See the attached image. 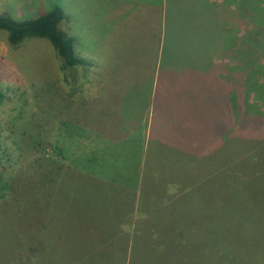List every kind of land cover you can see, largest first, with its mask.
<instances>
[{
    "label": "trees",
    "instance_id": "trees-1",
    "mask_svg": "<svg viewBox=\"0 0 264 264\" xmlns=\"http://www.w3.org/2000/svg\"><path fill=\"white\" fill-rule=\"evenodd\" d=\"M146 1L139 2L132 15V91L124 89L132 98L128 111L116 100L121 97L117 89L112 94L118 97L95 104L101 80L93 70L95 78L72 74L63 101L54 105L58 122L66 128L72 125L69 129L81 139L85 132L103 133L119 128L121 122L125 125L115 118L126 119L131 109L132 116L136 112L149 118L146 155L137 179L138 194L142 193L132 213L133 221H129L131 230L125 234L126 264L257 263L264 258V117L252 116L248 96L252 88L261 89L262 83L244 69L208 59V52L223 42V29L214 11L216 2ZM235 1L243 5V0ZM64 19L62 7L53 4L23 19L1 13L0 30L6 32L12 46L27 38L47 40L65 69L84 63L93 66L89 59L85 62L75 53L77 39L61 30ZM142 22L155 24V34L143 33ZM153 50H157L154 61L145 59V52ZM147 82L152 83L151 89L143 92L141 87ZM134 86L142 100L139 108L134 102ZM4 98L0 87V105ZM148 108H153L152 116ZM192 128L205 134L204 139L195 141L201 156L186 165H172L165 153L168 151L170 157L178 153L173 154V145L166 137L175 133L171 138L179 141ZM127 133L119 132L110 139L124 141ZM155 137L161 145L164 142L166 152H152ZM32 169L40 172V164L37 167L34 163ZM45 177L42 172L38 179L43 189ZM18 190L19 179L12 187L13 192ZM22 196L27 199L29 195ZM153 200L156 203L151 208ZM6 237L10 238L8 233ZM25 242L22 238L0 248V264H21L27 250ZM214 244L221 245L218 257L209 250ZM33 257L30 254L27 260ZM225 258L230 260H221ZM99 260L91 264H99Z\"/></svg>",
    "mask_w": 264,
    "mask_h": 264
},
{
    "label": "rangeland",
    "instance_id": "rangeland-1",
    "mask_svg": "<svg viewBox=\"0 0 264 264\" xmlns=\"http://www.w3.org/2000/svg\"><path fill=\"white\" fill-rule=\"evenodd\" d=\"M118 1L0 0V14L23 19L46 11L53 4L60 5L65 15L61 30L77 39L75 53L85 62L94 59L100 65L94 69L101 80L95 104L110 102L113 89L127 102L130 96L125 95L124 85L132 84V23L130 18L122 21L123 15L112 11ZM211 1L219 8L214 11L223 29V42L208 52V59L244 69L251 77L255 75L263 87L251 89L249 112L263 118L264 2L243 0V5L238 6L235 0ZM67 16L73 17L75 24ZM141 25L143 33L155 34V24ZM151 44L148 41V46ZM156 53L157 50L145 52L144 58L154 61ZM87 64L83 69H65L47 40L27 38L12 46L6 32L0 30V87L5 95L0 105V195L5 194L0 197V248L25 238L27 250L21 264H91L96 259H100L99 264H126L125 234L131 230L129 221L142 193L138 194L137 179L146 155L143 153L149 118L135 112L132 122L125 124L132 126V137L124 141L98 138L97 132H85V137L78 139L77 132L69 129L72 125L66 128V124L58 122L54 105L63 101L65 85L72 74L89 76L93 67ZM151 85L147 82L141 89L146 92ZM134 92L139 108L142 100L135 86ZM130 105L122 104L121 108L128 111ZM148 111L151 116L154 114L153 108ZM172 111L176 112L175 107ZM61 114L64 118L65 113ZM124 132L131 130L120 134ZM204 135L192 128L179 141L166 137L173 145V154L178 153L176 157H170L164 142L161 145L155 137L152 152L167 151L172 165H186L201 156L195 141L204 139ZM34 163L37 167L40 164V172L39 168L36 173L32 169ZM42 172L46 190L38 185ZM18 179L19 194L12 191ZM23 194L29 195L27 199ZM155 203L151 202V208ZM220 248L214 244L209 250L218 257ZM30 254L35 257L28 261ZM243 257L246 259L244 254ZM249 263L264 264V258Z\"/></svg>",
    "mask_w": 264,
    "mask_h": 264
},
{
    "label": "crops",
    "instance_id": "crops-1",
    "mask_svg": "<svg viewBox=\"0 0 264 264\" xmlns=\"http://www.w3.org/2000/svg\"><path fill=\"white\" fill-rule=\"evenodd\" d=\"M141 1H145V0H119L118 3H117L118 6H116V7L114 6V8H112V11H114V13L118 14L119 16H122L123 15V18H121L122 21H125V20H127V19L130 18L131 19L130 22L132 23V15L134 14L133 12H135L138 9V5L140 4L139 2H141ZM156 1L157 0H147L146 2H148V3H157ZM124 13L126 14V16L124 15ZM66 18H67L68 21L71 19L72 22H74V24H75V20L73 19V17L67 16ZM90 61L93 63V66L90 65V67H93V69L89 72V74H91V72L96 67H99L100 66V65H98L97 61L94 62V59H91ZM222 63H226V62H222ZM84 64H81V66H80V67H82V69L84 67ZM226 64H228V63H226ZM95 73H96V71H95ZM124 86H125L124 89H126L127 92L132 91V84H129V85L126 84ZM113 91H115V90H113ZM130 94L132 95V92ZM113 96L114 97H118L116 94H113ZM116 100H118L119 105H122V104H128V105L129 104H132V98H130L129 101H127V102L121 100V97L120 98L119 97L116 98ZM131 111H132V109L129 110V113L128 114H130V115L126 119L125 118H115V120L117 122H119V121H125V122H127L129 120V122L131 123L132 122V114H131ZM118 115H120V113ZM123 125H124V122H121L120 127L117 128V129H115L114 131H110L113 128H111V129H105L103 133H101L100 131H98L95 134V136L98 137V138H111V137H117L118 134H119V132L131 130V132L127 133L126 137H128V136H131L132 137V126L130 124H129L128 127H126L125 125L123 126Z\"/></svg>",
    "mask_w": 264,
    "mask_h": 264
}]
</instances>
